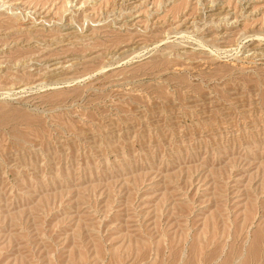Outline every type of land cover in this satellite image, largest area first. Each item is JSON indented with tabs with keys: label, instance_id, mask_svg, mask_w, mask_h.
<instances>
[{
	"label": "rangeland",
	"instance_id": "obj_1",
	"mask_svg": "<svg viewBox=\"0 0 264 264\" xmlns=\"http://www.w3.org/2000/svg\"><path fill=\"white\" fill-rule=\"evenodd\" d=\"M190 262L264 264V0H0V264Z\"/></svg>",
	"mask_w": 264,
	"mask_h": 264
},
{
	"label": "bare ground",
	"instance_id": "obj_2",
	"mask_svg": "<svg viewBox=\"0 0 264 264\" xmlns=\"http://www.w3.org/2000/svg\"><path fill=\"white\" fill-rule=\"evenodd\" d=\"M256 239V238H255ZM257 240H258V238H257ZM255 241V240H254ZM254 241H253V245H254ZM254 247V246H253ZM256 247V246H255ZM252 248V247H251ZM250 250V249H249ZM255 251V250H254ZM253 251V252H254ZM252 252V251H251ZM193 260V259H192ZM191 261V260H190ZM191 264H192V262H190ZM190 263H188V264H190Z\"/></svg>",
	"mask_w": 264,
	"mask_h": 264
}]
</instances>
